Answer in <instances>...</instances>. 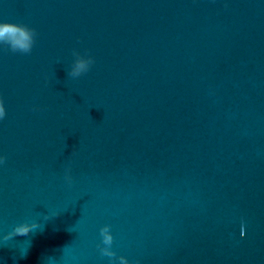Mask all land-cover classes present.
I'll use <instances>...</instances> for the list:
<instances>
[{"label":"water","instance_id":"obj_1","mask_svg":"<svg viewBox=\"0 0 264 264\" xmlns=\"http://www.w3.org/2000/svg\"><path fill=\"white\" fill-rule=\"evenodd\" d=\"M0 21L35 30L0 44V264H264V0H0Z\"/></svg>","mask_w":264,"mask_h":264},{"label":"clouds","instance_id":"obj_2","mask_svg":"<svg viewBox=\"0 0 264 264\" xmlns=\"http://www.w3.org/2000/svg\"><path fill=\"white\" fill-rule=\"evenodd\" d=\"M35 30L29 28L27 25L0 21V44H7L12 51H20L23 53H28L31 51L34 43ZM73 55L75 57L69 74L73 77H79L82 74L86 73L90 66L94 63V60L91 56L81 55L78 51H74ZM6 115V109L4 102L0 99V120H2ZM5 157L0 155V164H3ZM65 180L71 183L72 177L70 175V169L65 170ZM36 227L35 224L23 223L17 225L14 229V234L25 235L31 229ZM245 234V229L243 223L240 228V235L243 237ZM9 235H12L10 233ZM101 235L103 239V244L105 247L100 249L102 255L107 257H114L115 253L110 249L112 244L113 237L109 231V227L106 225L101 229ZM7 239V237H5ZM119 264H129V261L124 256L117 257Z\"/></svg>","mask_w":264,"mask_h":264}]
</instances>
